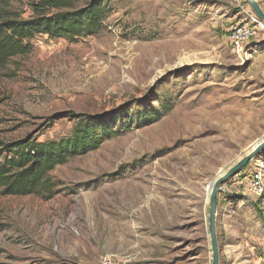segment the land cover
<instances>
[{
	"label": "rangeland",
	"instance_id": "obj_1",
	"mask_svg": "<svg viewBox=\"0 0 264 264\" xmlns=\"http://www.w3.org/2000/svg\"><path fill=\"white\" fill-rule=\"evenodd\" d=\"M107 1L98 34L38 36L0 67V143L68 137L80 116L114 130L56 168L53 199L0 194V264H213L208 188L264 137L262 21L246 0ZM240 27L256 34L238 49ZM216 240L219 264H264V149L221 186Z\"/></svg>",
	"mask_w": 264,
	"mask_h": 264
},
{
	"label": "trees",
	"instance_id": "obj_2",
	"mask_svg": "<svg viewBox=\"0 0 264 264\" xmlns=\"http://www.w3.org/2000/svg\"><path fill=\"white\" fill-rule=\"evenodd\" d=\"M31 8L33 15L28 19L0 13V67L14 57L31 53L32 41L38 36L76 40L98 34L109 5L107 0H94L83 10L65 12L61 9L70 8L68 1L43 0ZM78 122L74 132L61 139L0 143V194L53 199L58 186L52 178L56 168L98 149L114 133L102 117L80 116Z\"/></svg>",
	"mask_w": 264,
	"mask_h": 264
},
{
	"label": "water",
	"instance_id": "obj_3",
	"mask_svg": "<svg viewBox=\"0 0 264 264\" xmlns=\"http://www.w3.org/2000/svg\"><path fill=\"white\" fill-rule=\"evenodd\" d=\"M253 8L257 17L264 22V11L255 0H246ZM264 149V143L258 144V146L252 151L248 152L247 155L241 159L236 165L231 167L223 176L219 177L214 185L210 195V235L212 240V250H213V264H219V253L218 244L216 240V201L220 188L228 180L236 176L238 173L244 169L249 162L256 158L260 152Z\"/></svg>",
	"mask_w": 264,
	"mask_h": 264
},
{
	"label": "built area",
	"instance_id": "obj_4",
	"mask_svg": "<svg viewBox=\"0 0 264 264\" xmlns=\"http://www.w3.org/2000/svg\"><path fill=\"white\" fill-rule=\"evenodd\" d=\"M255 34L256 32L251 29L240 27L232 30L229 37L232 44L240 49L247 44ZM102 264H113V261L110 257H106L102 260Z\"/></svg>",
	"mask_w": 264,
	"mask_h": 264
},
{
	"label": "bare ground",
	"instance_id": "obj_5",
	"mask_svg": "<svg viewBox=\"0 0 264 264\" xmlns=\"http://www.w3.org/2000/svg\"><path fill=\"white\" fill-rule=\"evenodd\" d=\"M259 27H260L261 30L264 31V23L260 22V23H259ZM263 139H264V137H263L261 140H259L257 143H255V144L252 146L251 150H250V149H249V150L252 151L253 149H255V148L258 146V144H259L260 142H262ZM250 151H249V152H250ZM240 159H241V158H240ZM225 173H226V169L222 170L221 173L219 174V176L217 177V179H218L219 177L223 176ZM217 179H215V181H216ZM215 181H214V182L209 186V188H208V193H209V194L212 192L213 185H214ZM210 195H211V194H210ZM210 195H209V196H210Z\"/></svg>",
	"mask_w": 264,
	"mask_h": 264
}]
</instances>
